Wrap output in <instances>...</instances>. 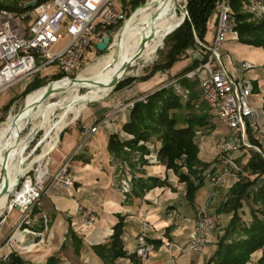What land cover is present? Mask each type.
Masks as SVG:
<instances>
[{
    "label": "crops",
    "instance_id": "obj_1",
    "mask_svg": "<svg viewBox=\"0 0 264 264\" xmlns=\"http://www.w3.org/2000/svg\"><path fill=\"white\" fill-rule=\"evenodd\" d=\"M214 33L215 29H213V33L208 31L207 40H212ZM228 44L234 45L231 48V52L227 51L229 48ZM223 46V61L228 71L232 74L242 72L254 82L255 89L250 101L258 112L261 128L255 139L258 142L256 146L264 157V49L243 44L239 42L238 38L233 36L229 37ZM244 61L252 63L253 67L244 70L240 66V63ZM179 62L167 72H158L147 80L133 81L131 84L121 89L110 91L104 97L87 104L82 109L78 119L62 133L60 138L61 147L52 152L51 158L56 163L53 169L65 160L66 155H71L81 139L83 129L101 122L107 115L113 113L120 103L150 94L163 86H168V82L183 69L176 68ZM32 80L26 79L19 82L23 86L20 92L6 93L10 90L7 89L0 93V96L4 95V100L0 103V109L2 110L3 106L8 104L12 98L21 95ZM210 111L212 118L210 119L209 127L197 131L194 138L195 143L199 147V160L202 163L210 164V167L205 169L206 173L215 166H220L217 161L216 147L217 143L225 138L224 135L220 136L217 129L220 121L215 111L211 109ZM129 118L130 110H123L113 115L111 122L100 125L87 141L82 151L72 157L67 163L69 172L75 181L74 187L65 189L62 186L52 185L48 194L44 195L38 203L36 216L39 222L33 228L34 231L15 233L13 248L7 245L6 242L12 235L11 231L17 224L19 214L15 210L10 211L0 222L1 256L5 257L15 253L29 262V259L25 256L29 252L38 253V255H42V259L45 257L44 259L46 260L45 262L34 264H45L50 256L56 255L60 247L62 248L64 244H69L73 249V255L79 261L78 264H105L94 252L93 247L109 241L114 232V225L118 222L119 217L123 216V243L127 255L117 259L115 264H141V262L136 263L137 260H140L135 255V247L137 236L144 230L151 239H159L161 241L159 245L155 246L148 264H205L209 260L217 250L218 239L232 217L230 213H219L218 209L224 201L229 188L238 181V177L224 175L218 187H214L209 180L205 179L190 199L187 196V184L181 182L178 174L172 169H167L166 165L157 158V155H151L150 158L146 159V164H142L140 169L135 170V173L140 178L145 179L158 177L162 184L146 190L142 196L135 194L124 195L115 183L114 168L111 162L112 155L108 149V142L112 134H118L123 139L128 137L123 127L129 121ZM224 125L227 126L226 124ZM202 132H204V135H202ZM58 138L59 135L51 149L57 143ZM159 144L157 142L155 146L158 148ZM251 152V150L243 148L236 152L234 156L238 162L244 164ZM154 156L155 158L151 159ZM215 161H217L216 164H214ZM179 173L186 174L188 169L182 167ZM262 178L264 179V175ZM200 209H204L218 220V231L213 232L201 253L190 252L185 257H182L175 250V262L169 263L168 244L170 242H178L180 245L185 246L188 243L189 237L194 230L196 212ZM86 210L94 212L97 216L91 226L86 225L87 218L84 215ZM170 210L178 212L179 219L177 224H174L173 220L168 218L167 213ZM243 211V220L247 223L250 222L252 217L249 208L247 207L246 209L244 206ZM47 217H50L51 226L45 235L41 226L42 221L46 223ZM145 223L147 227L143 228ZM70 227L74 229L83 241L79 256L74 253L71 243H66ZM37 231L43 233L42 237L36 233ZM28 237L33 238L28 240ZM39 237L40 240L38 239ZM262 255V249L253 253L251 264H259L258 261Z\"/></svg>",
    "mask_w": 264,
    "mask_h": 264
},
{
    "label": "built area",
    "instance_id": "obj_2",
    "mask_svg": "<svg viewBox=\"0 0 264 264\" xmlns=\"http://www.w3.org/2000/svg\"><path fill=\"white\" fill-rule=\"evenodd\" d=\"M241 4L245 11L257 17L264 16V0H257L256 3L242 0ZM126 19L125 10L115 0H49L36 3L33 9L25 12L1 9L0 93L26 79H33L50 65H57L58 72L63 75L62 78L74 77L82 66L91 44L93 42L97 44L103 39L107 34V27H114L116 30L126 22ZM234 26L235 17L231 0H219L213 39L206 42L196 37V44L191 50L194 51L197 65L178 77L179 81L183 78L197 80L203 101L215 111L218 120L230 129V135L217 143V161L220 166H215L205 174V179L214 187L219 186L224 175L239 177L245 174L243 165L234 156L236 152L243 148L254 149L262 155L260 149L251 142V137L256 138V134L261 130L258 112L250 101L255 89L254 82L242 72L235 74L229 72L223 61L224 42L231 36L238 38ZM66 35L69 36L68 41L56 50L55 48ZM240 66L248 70L253 64L244 61ZM176 88L186 95L189 93L187 89H182L180 84H176ZM148 95L120 103L116 110L101 122L83 129L81 139L74 151L70 156L66 155L65 160L53 169L56 163L50 154L60 148L59 136L55 147L48 153L46 170L42 173V168L39 166L33 170V173L32 170L27 171L22 177L24 180L20 182L21 186H17L11 195L7 210L10 212L17 209L20 213L15 233L23 225L25 227L21 232L34 231V207L44 195L48 194L52 185L62 186L65 189L74 187L75 181L67 163L85 146L100 125L111 122L117 112L132 110L136 102H146ZM126 150L130 149L126 147ZM151 155L156 154L153 152L147 156L143 155V158H150ZM141 157L142 154L136 152L134 160L138 161L137 169L141 167L139 162ZM153 158L155 156L151 159ZM114 161L112 157V165L116 167L115 182L124 195L130 194L133 189V179L137 174L127 160L120 161L116 158V164ZM84 215L87 218L86 225L91 226L96 219L95 213L86 210ZM167 216L174 224L178 223L179 214L175 210H170ZM45 226L47 227L46 224ZM146 227L145 223L143 228ZM216 227L217 221L211 214L204 209L198 210L194 218V230L188 243L185 246L178 242L168 244L169 263L175 262V250L182 257L190 252L201 253ZM15 233L6 242L12 248L15 244ZM36 233L43 235L40 231ZM154 249L155 244L145 230L142 231L136 238L135 247V255L141 264H148ZM7 256L0 255V259L6 260Z\"/></svg>",
    "mask_w": 264,
    "mask_h": 264
},
{
    "label": "trees",
    "instance_id": "obj_3",
    "mask_svg": "<svg viewBox=\"0 0 264 264\" xmlns=\"http://www.w3.org/2000/svg\"><path fill=\"white\" fill-rule=\"evenodd\" d=\"M29 0H11L9 2L0 1V10L25 12L33 9L27 8L25 2ZM42 3L49 0H36ZM22 2V3H21ZM130 6L127 16L132 19L138 12V8L145 3V0H122ZM219 0H187L186 10L188 12L186 20L164 39V47L159 51V59L151 69L149 75L143 77L130 76L119 83L116 89H121L133 81L147 80L158 72L170 70L178 61L183 59V55L194 47L196 37L202 41L207 40L206 36L210 30V18L217 13ZM21 3V4H20ZM233 16L235 17L234 29L238 34L239 42L264 49V16L258 17L259 21H252L255 15L248 11H243L241 0H231ZM183 11L176 12V24L181 21ZM173 25L171 17L169 30ZM216 25V19L214 26ZM114 27H107L106 31H114ZM197 61L186 66L178 76L192 69ZM63 75L57 73L51 77L52 80L61 79ZM47 77H40L38 74L21 93L19 97H24L47 84ZM180 86L187 89L189 95L184 101L172 86H163L150 93L146 102L139 101L130 110L129 121L124 125V132L127 138L123 139L118 134H112L108 142V149L116 157L132 162L133 155L124 150L129 146L132 150H140L145 156L155 152L157 158L166 165L167 169H172L178 174L181 182L187 184V196L191 199L195 190L205 180L203 173L210 164L202 163L198 158L199 147L194 138L196 132L208 128L210 125L211 111L208 105L200 99L199 82L183 78ZM115 89V90H116ZM109 89L105 86L99 97L104 96ZM96 93V92H95ZM94 93V95H95ZM15 96L11 101L3 106L2 110L8 113L14 102L19 98ZM6 118H0V122ZM159 142L157 148L155 144ZM251 142L258 144L254 137ZM147 160L141 157V165ZM217 161L214 162L216 164ZM242 164V162H239ZM132 168L136 169L137 164L132 162ZM245 175H240L228 190L224 201L221 203L219 213H230L232 217L223 229V234L219 237L217 250L205 264H251V256L258 250H263V255L259 259V264H264V157L252 151L247 161L242 164ZM182 167L188 169V173L180 174ZM214 169V168H213ZM212 169V170H213ZM162 184L158 177L133 179V189L131 194L142 196L144 192L153 186ZM248 202L251 221L243 220L244 204ZM38 211L34 210V214ZM35 226H33L34 228ZM44 225L41 226L43 229ZM113 234L108 242L95 245L94 252L104 261L105 264H115L119 258L126 257L124 249V218L119 217L118 222L113 227ZM150 238V237H149ZM66 243H71L74 253L79 256L83 245L82 238L70 227ZM150 240L159 245V239ZM66 246L64 244L62 249ZM60 258L56 255L50 256L45 264H59ZM140 261H136V263ZM0 264H31L15 253L7 256L6 260L0 259Z\"/></svg>",
    "mask_w": 264,
    "mask_h": 264
},
{
    "label": "bare ground",
    "instance_id": "obj_4",
    "mask_svg": "<svg viewBox=\"0 0 264 264\" xmlns=\"http://www.w3.org/2000/svg\"><path fill=\"white\" fill-rule=\"evenodd\" d=\"M182 1L184 0H147L144 8L132 19L127 20L120 32L118 31L119 34L117 37L115 36L117 45L116 52L105 59L102 67L97 66L92 68L94 70L93 76L86 77L81 73L77 77V81H73L70 78L55 81L56 83H64L58 91V95L64 92L70 94L76 93L81 87H87L89 90L83 99L72 102L71 98L67 105L66 100H58V102L48 106L43 102L41 103V98L46 90V87L43 86L33 91V99L30 97L32 92L26 96L25 106L34 100L32 108H23L20 112L22 114L18 119H16V114H10L6 121L0 124V168L3 166V162L9 153L7 163L9 166L7 178L9 191L3 196L0 195V214H2L4 209L8 208L11 199L10 194L15 191L14 188L18 179L26 174L34 163L44 160L48 156V153L55 147L49 150L64 126L62 125L59 130L54 132V136H52L51 131H49L50 125L53 122L51 120V114L57 108H62V112L58 118L67 116L69 113L76 114L82 111L86 103L102 98L103 96L100 98L97 97L102 92L104 86L110 82L109 79L122 71L123 65L129 62L133 55L140 49L143 40H146V44L139 59L151 60L157 49L162 45L166 34L182 21L184 12L181 21L175 26L176 12L179 10L178 7ZM172 16L173 25L167 30ZM122 75L123 73L119 74V77ZM97 82L103 83L104 86H99L96 84ZM37 120H40V126L45 127L46 131H49V134L45 138L49 137L50 141L47 142L42 153L35 157V161L23 171V169L17 166V163L20 162L22 153L29 144V136L28 138L22 139L21 132L29 123L34 124ZM4 135H6L5 139L2 138ZM18 137H20L19 142L17 141ZM40 167L43 173L47 168V163L40 164ZM3 186L4 183H0V194Z\"/></svg>",
    "mask_w": 264,
    "mask_h": 264
},
{
    "label": "rangeland",
    "instance_id": "obj_5",
    "mask_svg": "<svg viewBox=\"0 0 264 264\" xmlns=\"http://www.w3.org/2000/svg\"><path fill=\"white\" fill-rule=\"evenodd\" d=\"M1 2H9V1H11V0H0ZM116 1V3L117 4H119L120 6H122V8L125 10V12H126V14H128L129 13V11H130V6L129 5H126V4H124L123 2H122V0H115ZM129 1V0H128ZM147 0H145V2H146ZM242 1V0H241ZM250 1H252V2H254V3H256L257 2V0H250ZM22 3V2H21ZM20 3V4H21ZM181 5H179V7H178V9L180 10V11H183L184 13H186V6H187V0H184V1H182L181 3H180ZM144 6H145V3L142 5V6H140L139 8H138V12L139 11H141L143 8H144ZM242 6V10L243 11H245V9L243 8V5H241ZM178 10V11H179ZM137 12V13H138ZM131 15H132V13H131ZM131 15H129V16H127V19H126V21L127 20H129L128 18L131 16ZM216 16H217V13H216ZM254 17H256V18H258L256 15L254 16ZM215 19H216V17H215V14L210 18V24H209V26H210V33H213V29H215V26H214V21H215ZM252 21H259V18L258 19H254V18H252ZM126 23V22H125ZM125 23L121 26V27H119V28H117L116 30H114V31H112L113 32V35H112V42L110 43V45L108 46V48L105 50V51H99V50H97V47H96V43L95 42H93L92 44H91V47L89 48V50H88V52L86 53V55H85V60H84V62H83V64H82V66L80 67V69L78 70V72H77V74L74 76V77H78L81 73H82V75H84V76H86V77H91V76H93L94 75V70L92 69V68H94V67H102L103 66V63H104V61H105V59H107L108 58V56H110L111 54H113V53H115L116 52V50H117V45H116V37H117V35L119 34V32H120V30L124 27V25H125ZM119 31V32H118ZM107 32V31H106ZM116 36V37H115ZM115 38V39H114ZM68 39H69V36L68 35H66V37L64 38V39H62L61 41H60V43L57 45V47L55 48L56 50L57 49H59V48H61L63 45H65V43L68 41ZM234 45L233 44H228V49H227V51L228 52H231V48L233 47ZM238 46V45H237ZM163 47H164V40H163V43H162V45L157 49V51H156V53L154 54V56L152 57V59L151 60H144V59H138L136 62H135V64L134 65H132L131 67H129V69H128V71H127V73L124 75V77L125 78H127V77H130V76H135V77H143V76H146V75H149L150 74V72H151V69H152V67L154 66V64L156 63V61L159 59V51L161 50V49H163ZM224 47V46H223ZM240 47V46H239ZM238 47V48H239ZM225 49V48H224ZM224 51V50H223ZM194 61H196L195 60V58H194V51L193 50H191V48H190V53H189V50H188V52L185 54V55H183V59L182 60H180V62H179V64L177 65V67L176 68H185L186 66H188V65H190L192 62H194ZM197 65V64H196ZM195 65V66H196ZM182 69V70H183ZM182 70L180 71V73L182 72ZM59 71V69H58V67H57V65H50V66H48V67H46V68H44L40 73H39V75H40V77H47V84L49 83V82H51V81H53L52 79H51V77L53 76V75H55V74H57V73H59L58 72ZM169 71V70H168ZM165 72H167V71H165ZM121 73H123L122 71L119 73V74H121ZM119 74H117V75H115V76H113L111 79H109V83H111L115 78H117V77H119ZM37 76V75H36ZM36 76H34V78L36 77ZM178 75H176V76H174L169 82H168V85L169 86H172L174 89H175V91L182 97V99L185 101L186 99H187V97H188V95H189V93H187V95L186 94H184V92L182 93V92H180L179 90H177V88H176V84H180V81L178 80ZM33 78V79H34ZM108 83V84H109ZM46 84V85H47ZM64 83H53L52 84V88L55 90V92H54V94H52V96L50 97V98H48L46 101H44L43 103L44 104H46V105H48V106H51V105H53L54 103H56V102H58V100H66V105L70 102V99H71V101L72 102H74V101H78V100H81V99H83L85 96H86V94H87V92H88V88L87 87H81L80 88V90L78 91V92H76V93H68V92H64V93H61L60 95H58V91L61 89V87H62V85H63ZM108 84H106V85H108ZM46 85H44V86H46ZM181 85V84H180ZM22 83H18V84H16V85H14L13 87H11L10 88V90L8 91V92H6V93H15V92H20L21 90H22ZM105 87V86H104ZM181 88L182 89H185V88H183L182 86H181ZM199 88V87H198ZM104 89V88H103ZM200 89V88H199ZM103 91V90H102ZM31 93V92H30ZM200 99L202 100V93H201V90H200ZM20 95H18V97H19ZM27 96V95H26ZM26 96H24V97H19V99H18V101L16 102V103H14L13 104V106L11 107V109L9 110V112L8 113H5L4 111H2L1 109H0V118H8V116L10 115V114H17V112L19 111V112H21L22 110H23V108H25V100H26ZM30 97L33 99V92L30 94ZM68 97V98H67ZM99 97V96H98ZM97 97V98H98ZM66 98V99H65ZM96 98V99H97ZM2 100H4V95L3 96H0V103L2 102ZM92 101H94V100H92ZM128 102V101H127ZM90 102H88V103H86L85 104V106L87 105V104H89ZM33 105H34V100L28 105V107H26L27 109H29V108H32L33 107ZM115 110H116V108H115ZM61 112H62V108H57L52 114H51V120L53 121L52 122V124L50 125V128H49V131H51V135L52 136H54V132L55 131H57V130H59V128L63 125L64 126V129L62 130V132L59 134V136H60V138H61V135H62V133L64 132V130H66L67 129V127H69V125L70 124H72L73 122H75L77 119H78V117H79V115H80V113H81V111H79V112H77L76 114H73V113H69L67 116H62V117H60V118H58L59 117V115L61 114ZM55 117V118H54ZM6 119L4 120V121H6ZM216 119V118H215ZM4 121H1L0 122V124L1 123H3ZM36 127V128H35ZM217 129H218V131H219V133H220V136H222V135H224L225 136V138L226 137H228L229 135H230V129H229V127L228 126H225L224 124H221L220 122L218 123V125H217ZM49 131H46V129H45V127H42V126H40V120H37V121H35L34 122V124L33 123H29L24 129H23V131L21 132V138L22 139H25V138H28V136H29V144H28V146L26 147V149L24 150V152L22 153V156H21V160H20V162L19 163H17V166L19 167V168H21V169H23V171H25V169L32 163V162H34L35 160V157H37V156H39L41 153H42V151H43V149H44V147L46 146V144H47V142H49L50 141V138L49 137H47V138H45V136H47L48 134H49ZM24 132V133H23ZM29 134V135H28ZM202 135H204V132H202ZM5 137H6V135H4L2 138L3 139H5ZM224 138V139H225ZM45 140V141H44ZM223 140V139H222ZM87 143V142H86ZM86 145V144H85ZM59 146L61 147V145L59 144ZM126 147H128L130 150H126ZM35 148H37L36 150H35V152H33V150L35 149ZM84 148V147H83ZM82 148V149H83ZM51 149V148H50ZM49 149V150H50ZM82 149L81 150H79L78 151V153L77 154H79L81 151H82ZM124 150L126 151V152H130L131 153V155H133V159H132V162H134V163H138V161H135L134 160V158H135V155H136V152H139V153H141L140 152V150H132L129 146H125L124 147ZM251 151H255L254 149H251ZM52 154V153H51ZM51 154H50V156H51ZM77 154H75V155H77ZM142 154V153H141ZM74 155V156H75ZM112 155V157L114 158V163L116 164V158L118 159V160H122V161H124V160H126V159H121V158H119V157H116V155L115 154H111ZM142 155H144V154H142ZM217 155V154H216ZM73 156V157H74ZM47 160H48V156L44 159V160H42V161H40V162H36V163H34L31 167H30V169H28V171L29 170H32V173H33V170H35V169H37L39 166H40V164H42V163H45V162H47ZM128 161V160H127ZM141 161V158L139 159V162ZM132 162H130V161H128V163H130V165H131V163ZM113 163V162H112ZM132 166V165H131ZM8 168H9V166L7 165L5 168L2 166L1 168H0V183L1 184H3V183H5V181H7V178H8ZM113 168H114V166H113ZM115 169V172H116V167L114 168ZM134 169V168H133ZM134 170H136V169H134ZM205 174H206V172H204L203 173V176L205 177ZM246 174V173H245ZM244 174V175H245ZM25 175V174H24ZM24 175H22L19 179H18V182H17V184L15 185V188L18 186H21V184H20V182L21 181H23L24 180V178H22ZM22 178V179H21ZM116 183V182H115ZM14 188V189H15ZM131 194V193H130ZM130 194H127V195H130ZM10 195H12V193L10 194ZM10 198H11V196H10ZM244 206H245V208L247 209V207L249 208V206H248V202H246L245 204H244ZM38 208V204L34 207V210L35 209H37ZM5 210V211H4ZM3 210V212H2V214H0V222L10 213L8 210H7V208L6 209H4ZM15 211L20 215V213H19V211L17 210V209H15ZM96 215V214H95ZM213 216V215H212ZM96 218H97V216H96ZM33 219H34V226H36L37 224H38V222H39V220H38V217L36 216V214H34V212H33ZM47 219V221H46V223H47V230H46V226H45V222L44 221H42V225H44V227H43V230H44V234L46 235V233L50 230V224H51V222H50V217H47L46 218ZM217 221V227H216V229L213 231V232H217L218 231V227H219V223H218V220H216ZM16 227L17 226H15L13 229H12V233L11 234H13V233H15L16 232ZM23 227H25V225H23L22 227H21V229L19 230V231H17V232H21L22 231V229H23ZM30 230V229H29ZM28 233V232H27ZM213 234V233H212ZM34 237V236H33ZM33 237H28V240H32V238ZM42 237V236H41ZM39 240H40V237L38 238ZM63 244H64V242H63ZM62 244V245H63ZM72 251H73V249L71 248V246L69 245V244H67L63 249L60 247V249H59V251H57L56 252V256H58L59 258H60V262H59V264H78L79 263V261L77 260V258H75V256L73 255V253H72ZM36 254V255H35ZM35 254H33V253H31V252H29V254L27 255V256H25V257H27L28 259H29V263H31V264H34V263H41V262H45V260L46 259H44L45 257H43V259H42V255H38V253H35ZM2 257H4V256H2ZM26 258V259H27ZM31 260V261H30ZM35 261V262H34Z\"/></svg>",
    "mask_w": 264,
    "mask_h": 264
},
{
    "label": "water",
    "instance_id": "obj_6",
    "mask_svg": "<svg viewBox=\"0 0 264 264\" xmlns=\"http://www.w3.org/2000/svg\"><path fill=\"white\" fill-rule=\"evenodd\" d=\"M36 3H37L36 0H31L28 3H26L25 6L27 8L33 7V6L36 5ZM187 15H188V13H184V17H183L182 21L176 27H174L170 32H168L166 34V36L169 35L171 32H173L176 28H178L186 20ZM112 35H113V32L112 31H107V34L103 37V39L101 41L97 42V44H96L97 50H99V51H105L108 48V46L110 45V43L112 42ZM145 44H146V40H143L142 43H141V45H140V49L133 55V57L131 58V60L129 62H127L126 64L123 65V67H122L123 75L121 77L117 78L116 80H113L108 85H105L109 89L108 92L115 90L116 87L119 85V83L125 79L124 75L128 71L129 67H131L132 65H134L135 62L141 57L142 52H143L144 47H145ZM69 78L71 80H73V81H77V79H78L77 77H69ZM61 79H63V78H61ZM58 80H60V79H58ZM55 81L56 80H53V81L49 82L45 86L46 87V90H45V92H44V94H43V96L41 98V103L44 102V101H46L48 98H50L52 96V94H54L55 90L52 88V84ZM96 84H98L99 86H104V84L103 83H100V82H97ZM26 107H28V105H26L25 108ZM19 111L16 114V119L20 118V116L22 114ZM17 141L18 142L20 141V137H18ZM8 160H9V153H8V155L6 156V158H5L4 162H3V167L4 168L7 166ZM8 191H9V183L7 181H5L4 186H3V189H2L0 195L3 196Z\"/></svg>",
    "mask_w": 264,
    "mask_h": 264
}]
</instances>
